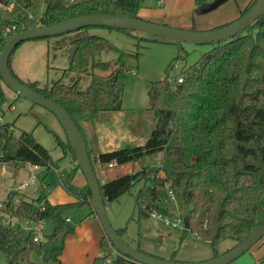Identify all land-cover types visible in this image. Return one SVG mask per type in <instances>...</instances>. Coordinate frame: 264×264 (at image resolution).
<instances>
[{"label":"trees","instance_id":"obj_1","mask_svg":"<svg viewBox=\"0 0 264 264\" xmlns=\"http://www.w3.org/2000/svg\"><path fill=\"white\" fill-rule=\"evenodd\" d=\"M255 1L250 0L241 15ZM143 2L15 0L10 11L0 10V52L13 35L68 18L108 15L140 19L138 11ZM213 2L215 0H195V6L201 10ZM29 10L41 13L36 19L30 17ZM11 26L16 30L2 36L4 29ZM91 29L64 34L70 55L69 66L61 79L71 74L76 76L68 85L61 80L50 87H42L37 81H22L11 69L12 54L9 58L13 76L30 90L63 107L83 136L78 117L121 109L123 78L128 71L137 68L138 58L137 54L131 55L135 65H127L126 54L119 53L111 69L108 63L95 61L96 55L114 47L107 39L91 35ZM192 30L196 31L194 27ZM173 44L179 45L175 66L187 52L180 44ZM172 63L161 80L148 83L147 110L155 123L145 141L141 145L98 153L94 159L88 148L87 151L92 166L97 164L93 170L99 182V171L107 169L109 164L122 166L162 154L158 166L144 167L100 184L104 205L128 193L135 183L147 182L133 196L137 223L146 222L151 214L172 217L175 210L180 219L187 218L188 230L183 229V233L190 231L196 238L207 241L215 258L230 250L220 253L217 244L230 240L233 248L264 223V12L245 31L211 44L210 50L193 65L170 77ZM88 66L90 82L82 90L79 77L89 73ZM95 69L105 74H97ZM3 100L0 79V104ZM56 143L63 157L70 153L75 160L67 140L63 142L56 137ZM58 161L53 160L31 133L14 135L11 125L0 124V163L49 170L56 169ZM75 169L79 168L75 165ZM74 171L68 172L60 183L77 199L75 203L52 205L42 190L29 201L17 193L7 195L3 214L18 220L51 221L53 230L44 241L34 242L32 232L24 234L0 222V253L5 264H38L31 259L33 254L41 256L43 261L59 264L63 240L73 232L64 219L66 211L87 205L96 215L88 186L78 188L72 184ZM115 231L123 239L126 228ZM99 247L100 253L92 264H138L115 251L105 234ZM135 248L142 252L139 244ZM169 261L179 262L174 254Z\"/></svg>","mask_w":264,"mask_h":264},{"label":"rangeland","instance_id":"obj_2","mask_svg":"<svg viewBox=\"0 0 264 264\" xmlns=\"http://www.w3.org/2000/svg\"><path fill=\"white\" fill-rule=\"evenodd\" d=\"M28 13L37 19L41 12L40 10H29ZM128 32L130 34L105 28H93L89 31L91 35H98L107 39L114 47L96 55L95 61L108 63L110 69L119 53L126 54L124 61L127 65H135L137 61V68L128 71L123 78L120 110L88 114L77 118L92 159L98 153L141 145L142 141L148 137L155 123L154 117L147 110L148 83L161 80L167 73L168 65L173 62L172 65L174 66V59L179 52V45L169 43L165 39L136 31ZM134 37L143 39L137 40ZM180 45L187 52V55L182 60L177 61L175 67L169 71L170 77L188 69L211 48V45ZM134 54L138 56L136 61L130 57ZM69 55L68 39L64 35H60L49 40L39 39L23 42L13 51L10 64L11 69L21 79H29L30 82L37 81L42 87H50L59 80L68 85L75 75H67L63 79L61 77L63 71L69 66ZM88 70L89 73L79 77V88L82 90L90 82V66H88ZM94 72L105 74L98 69H95ZM1 88L4 96V100L0 104V115L3 123L12 126L14 135L21 132L31 133L36 141L49 151L53 160L62 157L63 152L56 143V137L65 142L66 135L56 116L46 108L17 96L2 82ZM69 158L76 164L69 153L66 157L59 159L62 161L60 165L66 167L70 162ZM161 159L162 154H158L143 159L138 165H129L127 168L132 173L144 167L158 166ZM95 165L94 163L93 166L97 168ZM47 182L53 187L59 183L58 176L52 169L49 171ZM144 184L148 183L142 181L135 183L128 193L105 206L108 220L113 229L126 228L123 240L129 246L135 247L139 244L143 253L159 259L169 261L173 254L179 262L197 263L211 259L210 244L196 238L190 231L184 234L182 231L184 226L180 229L165 225L160 220L152 219L137 223L133 208V196ZM31 189L28 188L27 192ZM32 196L34 199L37 194ZM169 204L173 205L172 201L169 200ZM176 217L178 214L174 210L169 220L174 221ZM180 220L183 222L182 219ZM44 224L43 236L45 237L52 233L53 224L51 221ZM44 237L41 241H44ZM55 244L58 245L59 242L57 241ZM232 245V241L226 240L217 244L216 249L223 253L231 249ZM113 254L116 252L113 251ZM31 259L38 264H53L52 261H43L38 254H33ZM0 264H5L1 253ZM229 264H264V237Z\"/></svg>","mask_w":264,"mask_h":264},{"label":"water","instance_id":"obj_3","mask_svg":"<svg viewBox=\"0 0 264 264\" xmlns=\"http://www.w3.org/2000/svg\"><path fill=\"white\" fill-rule=\"evenodd\" d=\"M263 12L264 0H256L247 12L240 15L234 21L222 27L208 31L184 30L162 24L151 23L142 19H128L108 15L78 16L65 19L51 26L37 27L17 33L8 40L0 52L1 82L17 96L46 108L56 116L65 132L68 145L74 153L76 166L84 176L86 185L92 194L94 211L102 226L104 234L110 240L115 251L123 256L129 257L133 262L138 264H229L239 258L264 237V223L229 251L203 262H172L147 255L138 251L135 247L129 246L120 238L108 220L103 198L100 193L101 182H99L93 170L83 134L63 107L30 90L13 76L9 68V58L11 54L19 44L25 41L57 37L83 28H106L111 30L136 31L165 39L171 43L195 46L211 45L236 37L252 26ZM183 225L184 229L188 230L187 218L183 219Z\"/></svg>","mask_w":264,"mask_h":264},{"label":"crops","instance_id":"obj_4","mask_svg":"<svg viewBox=\"0 0 264 264\" xmlns=\"http://www.w3.org/2000/svg\"><path fill=\"white\" fill-rule=\"evenodd\" d=\"M249 1L218 0L199 10L195 6V0H144L138 11V17L144 21L174 28L192 30L194 27L196 31H208L222 27L237 19ZM14 73L21 79L16 72ZM21 80L30 82L29 79ZM93 149H95L94 146ZM60 158H64L63 155ZM69 159L70 162L66 167H62L60 165L62 161L59 160L57 168H51L58 176L59 182L54 187L47 182L51 169L45 170L44 168L32 167L30 165H6V175L2 177L0 174V199H4L10 189L25 181L31 174H34L36 176V186L28 192L21 193L22 199L29 201L33 199L32 195L35 194L36 196L42 190V192L46 193L47 200L52 205L77 202V199L67 193L60 183L61 179L68 172L75 170L72 184L78 188L86 185L81 171L75 169L76 164H74L71 158ZM141 161L143 160L122 166L116 165L112 169L100 170V181L103 180L105 182L130 173L127 167L129 165H138ZM95 166L97 167V164ZM8 167L11 168L9 169ZM126 168L127 170H125ZM65 219H68L67 224L73 228V232L63 240V249L58 257L59 264H92L93 260L100 253L99 242L104 236V231L98 218L90 206L86 205L69 209L65 213ZM149 219L156 220L151 217Z\"/></svg>","mask_w":264,"mask_h":264},{"label":"built area","instance_id":"obj_5","mask_svg":"<svg viewBox=\"0 0 264 264\" xmlns=\"http://www.w3.org/2000/svg\"><path fill=\"white\" fill-rule=\"evenodd\" d=\"M15 4V0H0V10L3 11H10ZM32 17V15H30ZM16 30L15 26L7 27L2 32V36L6 37L8 34ZM1 47V42H0ZM175 67V66H174ZM182 81L181 78L177 79V82L180 83ZM0 124H3L2 116L0 115ZM115 164H109L107 169H112ZM33 167V166H32ZM0 174L2 177L6 175V164L0 163ZM101 184L104 183V181H100ZM36 186V176L34 174H31L25 181L20 183L19 185L15 186L14 188L10 189L7 193H17L21 194L23 192H26L28 188H34ZM7 197V196H6ZM6 197L4 199H0V222H2L5 225L13 226L16 230L23 232L24 234L32 232L34 237V242H39L44 237L43 236V230H44V223L43 222H35L29 219L25 220H18L11 218L5 214H3L1 211L4 208V202L6 200ZM16 203L19 202V198L15 200ZM151 218L162 221L165 225H171L172 227L176 228H183V222L179 219V217H176L174 221H170L168 217L160 216L157 214H151ZM65 219V216H64ZM66 222H68V219H65ZM172 222V223H171ZM107 264V263H106Z\"/></svg>","mask_w":264,"mask_h":264}]
</instances>
